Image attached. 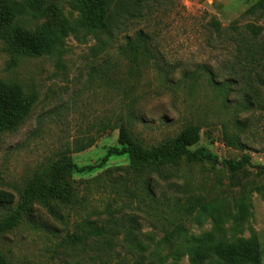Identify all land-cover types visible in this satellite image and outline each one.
Instances as JSON below:
<instances>
[{"label":"rangeland","instance_id":"obj_1","mask_svg":"<svg viewBox=\"0 0 264 264\" xmlns=\"http://www.w3.org/2000/svg\"><path fill=\"white\" fill-rule=\"evenodd\" d=\"M0 1L17 9L13 28L45 38L50 49L18 52L0 30V84L17 87L27 104L15 127L0 130V190L14 196L0 203V220L31 180L51 175L67 147L72 161L93 164L116 144L120 124L143 148L166 144L196 124L199 141L190 150L205 148L219 160L250 156L236 173L185 157L177 169L152 172L161 215L148 202L110 189L130 165L112 157L107 172H95L97 185L78 186L77 202L61 208L63 220L32 203L12 229L0 232L8 264H223L212 249L220 240L246 242L249 264H264V170L257 167L264 161V0H160L113 36L83 0ZM250 24L258 27L255 35ZM137 30L146 51L132 60L118 48ZM226 135L242 147L228 146ZM87 138L93 144L75 152L76 141ZM73 177L83 183L88 176ZM171 196L196 203L194 211L178 220L169 213ZM107 209L124 226L135 218V240L122 226L110 244L63 240L87 230L84 221H106ZM178 221L183 229L174 233Z\"/></svg>","mask_w":264,"mask_h":264},{"label":"trees","instance_id":"obj_2","mask_svg":"<svg viewBox=\"0 0 264 264\" xmlns=\"http://www.w3.org/2000/svg\"><path fill=\"white\" fill-rule=\"evenodd\" d=\"M159 1L83 0L94 21L103 32L110 36H113L115 31L127 21L141 17L143 10L148 8L150 3L154 4ZM257 7V5H254L247 11H254ZM16 12L17 9L13 8V5L0 1V30L3 37L18 52L30 55L46 54L50 49L45 38L34 35L23 28L12 27ZM213 24L217 25V22L213 21ZM248 27L253 35L258 32L257 26L250 24ZM123 39L124 43L118 49L128 59L134 60L146 51L145 36L142 30H137L133 37L125 35ZM259 106L264 109V103H259ZM26 111L27 104L19 89L14 86L0 84V130L15 127L24 118ZM199 136L200 127L196 124H189L182 128L170 142L156 148H143L131 136L129 128L125 124H120L116 144L108 146L105 153L98 157L93 164L86 165H79L72 161L67 154L70 147H67V151L63 152L59 161L52 166L51 175L34 178L19 192L18 205L5 218L0 220V232L12 229L21 220V214L28 210L32 203L40 205L52 217L63 220L64 215L61 208L77 202L78 186L80 184H83L84 187L91 184L97 185L100 182L99 172L96 174L95 172H107L110 169L108 161L112 157H125L129 160L130 165L125 168L124 179L121 182L111 181L110 189L114 193L126 192L129 199L136 196L138 202H148L158 215H161L158 209L160 203L156 199L151 183L150 174L152 172H158L160 169L166 170V168L177 169L179 160L182 157L190 162L207 160L213 164L226 167L231 173H236L246 164H250L249 154H243L237 160H219L216 155L206 151L205 148L190 150L189 148L199 141ZM225 139L228 146L242 147V145L237 144L234 136L226 135ZM92 144V138H87L84 141L78 140L74 144V151H81ZM257 167L264 170V161ZM75 174H78L81 178L83 176L88 177L81 183L73 177ZM13 197L12 193L0 190V203H11ZM169 201V213H176L178 220L182 218V215L190 214L196 207V203L188 199L184 202L175 196L169 197ZM106 215L108 216L107 220L99 224L95 221H84L86 227H88L87 230L67 233L63 240L69 244L81 245L90 238L100 239L101 244H110V239L120 232L121 226L125 237H130L131 240L136 239L134 217L129 219L128 226H124L114 220V216L109 209H107ZM182 229V223L178 221L173 228V232H180ZM171 236L172 233L166 234L167 239ZM137 243L141 245L139 242ZM212 249L222 259L223 264H249L252 252L246 242L237 243L225 240L215 242ZM0 264H8L1 254Z\"/></svg>","mask_w":264,"mask_h":264}]
</instances>
